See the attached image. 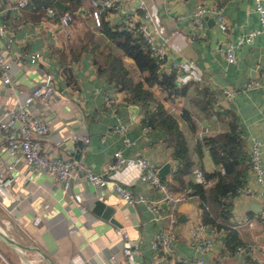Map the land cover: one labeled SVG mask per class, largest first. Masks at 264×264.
Segmentation results:
<instances>
[{
    "label": "crops",
    "instance_id": "1",
    "mask_svg": "<svg viewBox=\"0 0 264 264\" xmlns=\"http://www.w3.org/2000/svg\"><path fill=\"white\" fill-rule=\"evenodd\" d=\"M17 1L0 0V24L5 25L6 32L13 38L9 53L27 54L24 67H12L20 85L32 86L46 72L52 74L56 94L46 138L48 147L73 155L94 171L107 169L115 149H120L127 157L143 156L158 169L168 161V171L164 177L159 175L164 181L170 179L178 159L172 154L168 134L161 124L147 123L145 119L146 110L154 108L155 102H150V107L134 102L129 89L111 79L108 72H97L91 51L73 55L81 45L82 39L77 37L87 29L98 39L100 48L107 41L93 21L90 1H81L68 27L54 13L50 14L46 6L16 7ZM60 1V6L65 8L67 2ZM144 1L146 7L158 15L165 30L181 29L180 34L169 36L172 47L166 48L163 68L168 69L170 61L188 65L190 76L185 81L186 87L173 100L164 98L158 87L153 89L170 110L179 112L186 108L191 113L193 123L179 120L194 161L193 177L197 179L194 167L203 171L218 167L208 145L202 143L203 134L226 130L238 132L247 155L251 138L260 139L264 167V31L236 49L235 61H227L223 53L226 40H236L259 26L253 0ZM135 3L125 0L121 9L106 10L104 14L111 23L120 26H125L126 13L134 14L137 19L134 28L139 31L144 8H135ZM198 3L221 5L228 23L227 31L218 28L211 11L204 14L201 27L194 25L190 17ZM55 4L61 11L56 0ZM198 31L199 35H195ZM3 37L0 35V43ZM112 51L123 54L115 46ZM123 57L130 61L128 56ZM249 79H256L257 84L240 89ZM227 87L237 90L229 96L225 91ZM106 95L113 98L109 104L105 103ZM10 96L0 86V113L10 104ZM118 118L127 124L125 134L131 139L128 144L122 141L121 132L110 128ZM205 126L208 130L199 134ZM70 133L76 136L70 139ZM83 135L88 136L87 141L82 139ZM2 142L0 136V161L9 157ZM13 175L8 185L9 195L0 202V228L22 246L0 242V264H51L40 250L55 264H150L155 258L160 264H187L177 260L179 256L188 261L193 256H201L202 264H255L249 256L248 245L264 264V221L256 215L261 207L259 191L264 188V180L257 181L250 165L244 184L250 185L254 192L227 194L223 215L213 201V185L208 183L206 205L216 222L211 224L215 228L212 246L205 252L197 249L196 238L190 231L203 220L197 196L177 194L167 185L175 195L182 196L172 208L176 214V221L172 223V257L162 256L159 247L151 246L159 228L169 225L167 203L160 202L159 217L153 218L145 201H122L110 183L98 187L77 175L64 189L41 173L25 171L23 174L15 170ZM116 176L136 194L148 197L162 194L140 179L137 169L130 165H122ZM75 193L81 195V200L75 199ZM95 200L101 202L97 207ZM34 214L40 216L39 224L32 223ZM245 215L254 218L252 225L243 222ZM127 243H130V251L124 252L123 246ZM238 245L241 251L236 250Z\"/></svg>",
    "mask_w": 264,
    "mask_h": 264
},
{
    "label": "built area",
    "instance_id": "2",
    "mask_svg": "<svg viewBox=\"0 0 264 264\" xmlns=\"http://www.w3.org/2000/svg\"><path fill=\"white\" fill-rule=\"evenodd\" d=\"M28 0H18L16 7L23 6ZM91 5V16L95 25L100 24V13L102 9L117 11L125 0H89ZM136 1L135 8H144L139 31L144 39V42L154 58V61L163 67V61L167 58V49L172 47L169 41V36L172 33L180 34L181 29L171 27L165 30L158 20V15L148 9L144 0ZM254 10L258 15L259 26L248 31L244 35L239 36L236 40L228 39L225 41L223 53L227 61H235L237 57L236 49L244 43L252 42L255 34L264 31V0H253ZM50 14L54 13L52 6H47ZM213 12L217 21L218 28L222 32L228 29V23L221 5L212 4L206 6L204 3H198L191 14L190 21L197 27L203 24V16L206 12ZM60 20L65 27H68L72 20V12L68 9L63 10L60 15ZM136 15L125 14V27L128 29L134 28V22L137 20ZM181 17V16H180ZM0 35H3V42L0 43V86L5 92L11 96L10 104L5 106L0 113V136L2 137V146L8 154V158L0 161V202L9 195L8 185L13 180V172L17 170L25 174L27 172L41 173L42 175L53 179L56 184L61 185L64 189L70 183L72 177L79 175L84 181L89 184L103 187L110 183L111 187L118 197L126 202L132 203L143 200L152 212L153 218L159 217V204L165 202L170 206L167 213L169 225L161 226L157 231L155 238L151 241L152 247H159L162 251V256L172 257L171 242L174 237L172 223L176 221V214L172 210L175 202L182 196L175 195L167 188V183L159 175L158 167L143 156H124L120 149L113 151V157L107 165V169L103 171H94L91 167L73 155L63 153V150L57 148H49L46 144L47 134L50 128L51 114L53 113L52 102L55 99V86L52 74L46 72L44 77L37 80L32 86L20 85L17 77L12 72L14 65L24 67L27 54L24 53H9V48L13 40L11 34L6 32L4 24H0ZM199 35V31L195 33ZM33 59V54H28ZM167 70L174 69L177 72L179 81L189 79L190 67L182 61H170ZM257 84L256 79L247 80L240 89ZM237 89L227 87L226 93L231 96ZM6 96V101L8 100ZM113 98L106 95L105 103L109 104ZM110 128L114 131H119L123 134L122 141L125 144L131 142V139L125 134L127 124L119 118L114 123L110 124ZM205 126L203 130H199L201 134L207 131ZM75 133H70V139L75 137ZM84 141L88 140V136L83 135ZM62 143V141H61ZM261 140L252 137L249 146V162L250 168L255 173L256 179L263 182L264 167L261 161ZM122 165H130L137 169V175L144 180L149 186L155 187L162 192L159 197H148L142 193H134L130 187L116 176V171ZM176 166L174 167V169ZM25 170V171H24ZM223 170V168H221ZM193 172L199 181H206L203 170L200 167H194ZM28 176V175H27ZM238 192L253 193V189L248 184H243L238 188ZM261 207L256 214L264 221V188L260 191ZM76 200H81V195L74 194ZM32 223L39 224L40 216L34 214ZM243 222L252 225L254 218L243 216ZM191 233L196 238V247L200 251H207L212 246L213 235L215 228L203 220L198 221L190 229ZM124 237L127 234L124 233ZM130 243L124 244L123 251H130ZM242 247L238 245L236 250L241 251ZM248 245L249 256L254 260L255 264H263L259 261L256 253ZM247 251V250H246ZM247 251V252H248ZM114 258V255H110ZM177 260L186 262L187 264H202L201 256H193L186 260L185 257H176ZM134 264V263H132ZM150 264H160L158 258L153 259Z\"/></svg>",
    "mask_w": 264,
    "mask_h": 264
},
{
    "label": "trees",
    "instance_id": "3",
    "mask_svg": "<svg viewBox=\"0 0 264 264\" xmlns=\"http://www.w3.org/2000/svg\"><path fill=\"white\" fill-rule=\"evenodd\" d=\"M64 1L67 2V6L62 10L68 9L75 15V10L80 6L82 0ZM26 5H35L41 8L52 6L56 11L54 14L58 18L62 11L57 9L55 0H28ZM106 10L108 9L101 10L100 24L97 25L98 29L107 37L103 47H99L98 39H95L87 29L83 35L77 37L79 40L82 39L81 45L79 50L75 53L73 51V55L84 50L91 51L97 72H108L111 79L116 80L120 86L129 89L134 102L144 107H150V102H155L154 108L150 107L149 110H146V122L158 123L165 128L172 154L178 159L176 168L166 183L177 194L196 195L203 221L209 225L214 224L216 221L206 205L208 183L213 185V201L218 205L219 214L223 215L227 194L238 192V188L244 184V175L250 165L249 155L246 154L243 147V138L234 130L203 134L202 143L208 145L209 153L218 167L210 171H203L206 177L205 182L194 178L192 175L194 161L190 157L186 135L179 120L193 123L191 113L186 108H182L179 112L170 110L164 106L153 89L154 86L158 87L164 98L173 100L184 90L185 81L187 82L188 79L179 81L176 70L164 69L155 62L140 31L111 23L104 14ZM83 38L87 40H83ZM113 46L119 48L124 55L130 58V61L127 62L123 54L122 56L112 51ZM217 225L219 224L217 223Z\"/></svg>",
    "mask_w": 264,
    "mask_h": 264
},
{
    "label": "water",
    "instance_id": "4",
    "mask_svg": "<svg viewBox=\"0 0 264 264\" xmlns=\"http://www.w3.org/2000/svg\"><path fill=\"white\" fill-rule=\"evenodd\" d=\"M56 3L57 5H62L61 1L60 0H56ZM60 8L62 9L63 6H60ZM170 163L167 161L165 163L162 164V166L159 168V173L164 177V174H166V172L168 171L169 169V165ZM101 204L100 200H95V206H99ZM0 239L5 241V242H8V243H12V244H16V245H20V243L18 241H16L14 238H12L10 235H8L3 229L0 228ZM22 246V245H20ZM37 250L38 248L35 247ZM41 254L47 258L49 260V262L51 264H55L43 251H41Z\"/></svg>",
    "mask_w": 264,
    "mask_h": 264
},
{
    "label": "rangeland",
    "instance_id": "5",
    "mask_svg": "<svg viewBox=\"0 0 264 264\" xmlns=\"http://www.w3.org/2000/svg\"><path fill=\"white\" fill-rule=\"evenodd\" d=\"M0 242H4V241L0 240ZM4 243H5V242H4Z\"/></svg>",
    "mask_w": 264,
    "mask_h": 264
}]
</instances>
